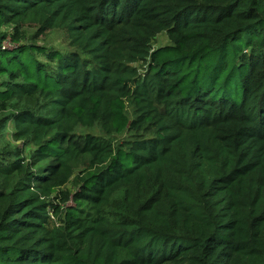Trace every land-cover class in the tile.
<instances>
[{
    "label": "trees",
    "instance_id": "trees-1",
    "mask_svg": "<svg viewBox=\"0 0 264 264\" xmlns=\"http://www.w3.org/2000/svg\"><path fill=\"white\" fill-rule=\"evenodd\" d=\"M7 122L0 264H264V0H0Z\"/></svg>",
    "mask_w": 264,
    "mask_h": 264
},
{
    "label": "rangeland",
    "instance_id": "rangeland-1",
    "mask_svg": "<svg viewBox=\"0 0 264 264\" xmlns=\"http://www.w3.org/2000/svg\"><path fill=\"white\" fill-rule=\"evenodd\" d=\"M24 31L27 34V37L30 40H34L38 46H43L45 48H53L57 49L59 51H62L63 53H69L73 49L70 48L68 45V36L67 33L64 30H46L42 34H39L40 27L38 25H35L33 23L27 24L24 26ZM170 41L165 33L159 34L154 42H153V48H158L161 46L169 45ZM38 59L42 62H46L43 56H37ZM138 66L139 72H143V68H141V64L136 65ZM126 115L129 119L132 118V113L130 108H127ZM13 132L14 127L12 125V122H7L6 125L2 128L0 131V149H2L4 146H18L21 143H15L13 140ZM85 132V131H84ZM87 133H92L95 135H101L98 127H93L89 130H87ZM117 140H122V138L128 139L129 137L125 134L122 135H116L115 136ZM131 140V139H129ZM70 187V186H69Z\"/></svg>",
    "mask_w": 264,
    "mask_h": 264
}]
</instances>
